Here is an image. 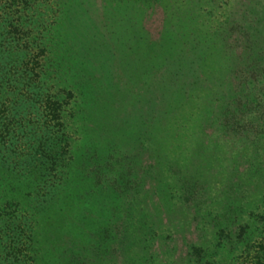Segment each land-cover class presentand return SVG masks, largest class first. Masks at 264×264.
Here are the masks:
<instances>
[{
  "label": "rangeland",
  "instance_id": "rangeland-1",
  "mask_svg": "<svg viewBox=\"0 0 264 264\" xmlns=\"http://www.w3.org/2000/svg\"><path fill=\"white\" fill-rule=\"evenodd\" d=\"M73 3L78 10L57 13L50 47L72 92L63 119L82 176L107 165L86 213L75 215L85 232L57 227L37 264H264V54L255 73L242 72L245 34L264 48V0L151 3L135 46L119 29L116 0ZM163 10H196L190 39L214 52L203 58L184 43L157 69L147 57L138 63L167 27ZM78 18L86 44L75 37ZM187 95V115L173 122L163 156L153 155L139 131L165 112L163 97Z\"/></svg>",
  "mask_w": 264,
  "mask_h": 264
},
{
  "label": "trees",
  "instance_id": "trees-1",
  "mask_svg": "<svg viewBox=\"0 0 264 264\" xmlns=\"http://www.w3.org/2000/svg\"><path fill=\"white\" fill-rule=\"evenodd\" d=\"M173 1L116 0L113 9L119 14V29L128 33L135 46L133 28L141 32L144 6H171ZM197 1L200 0H189V5L194 6ZM54 2L48 6L46 0H0V264H37L40 251L45 247L50 250L48 240L53 239L55 229L66 222L84 233L76 217L86 213L85 197H94L104 182L100 166H106L105 161L95 162V170L85 172V177L82 168L73 162L68 127L63 119L66 100L72 92L69 82L62 77L59 62L50 56V47L56 40L57 13L67 8L78 9L74 0ZM163 11L167 27L160 41L151 54L142 47L137 53V62L142 65L149 58L152 70L180 44L194 43L190 35L198 16L196 10ZM82 19L78 18V22ZM79 23L81 28L73 26L75 37L86 44L91 37L87 25ZM243 42L246 63L242 72L253 74V61L261 58L264 48L259 44L253 46L252 35L245 34ZM194 44L203 58L215 49L203 38ZM138 67L139 64L134 66L135 72ZM171 97L162 98L164 104L160 108L165 112L158 110L150 118V129L139 131L140 144L158 157L163 156L172 141L173 122L184 119L187 113L183 105L189 96L183 103ZM92 179L97 187L88 182ZM261 250L264 259V247Z\"/></svg>",
  "mask_w": 264,
  "mask_h": 264
}]
</instances>
